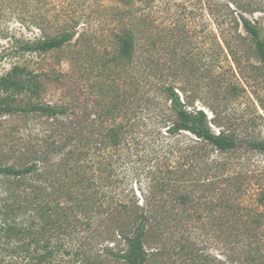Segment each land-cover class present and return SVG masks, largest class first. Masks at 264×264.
I'll return each mask as SVG.
<instances>
[{
    "label": "rangeland",
    "instance_id": "rangeland-1",
    "mask_svg": "<svg viewBox=\"0 0 264 264\" xmlns=\"http://www.w3.org/2000/svg\"><path fill=\"white\" fill-rule=\"evenodd\" d=\"M236 1L0 0V80L20 66L36 74L41 83V92L34 97L25 93L7 97L0 86V105L66 104L78 123H86V131L101 133L110 121L101 124L98 116L116 103L118 118L130 120L134 131L145 136V148L135 137L124 146L120 165L114 169L119 190L128 183L127 189L140 192L148 166L155 165L150 161L160 147L148 135L160 117L174 114L164 86L173 87L187 108L205 110L216 133L225 131L241 141H264V63L253 38L241 24L236 27L242 12ZM246 14L264 36V13ZM66 31L75 36L62 48L25 49L29 43ZM124 31L136 38L134 61L129 63L118 58V35ZM59 123L37 112L0 110V166L25 165L32 148H40L45 134ZM189 137L187 132L168 137L180 144L177 157ZM211 149L212 156L223 158L235 170L231 196L235 210L225 215L224 223L233 231L221 232L218 191L198 192L200 208L193 216L192 207L177 204L179 192L172 188L163 196L164 207L181 210L182 216L171 226L151 227L145 240L150 255L147 264H250L248 253L259 250L264 254V151L244 144L235 151ZM225 183L216 180L217 187ZM184 184L188 181L176 186ZM16 187L15 179L0 175V206L15 192L24 197L30 190ZM18 224L25 227L26 216ZM244 227L246 234L241 232ZM24 236L10 237L0 231V264L37 263L19 248L25 239L18 237ZM45 239L56 243L52 231ZM110 260V264H123ZM46 264L80 263L66 254L55 255Z\"/></svg>",
    "mask_w": 264,
    "mask_h": 264
},
{
    "label": "trees",
    "instance_id": "trees-1",
    "mask_svg": "<svg viewBox=\"0 0 264 264\" xmlns=\"http://www.w3.org/2000/svg\"><path fill=\"white\" fill-rule=\"evenodd\" d=\"M119 1L128 3L130 0ZM236 7L242 11L236 27L241 24L253 38L256 53L264 63L263 29L246 14L264 13V0H237ZM74 36V32L66 31L29 43L25 49L48 52L69 44ZM118 43V58L127 63L134 61L135 35L124 31L118 35ZM40 85L36 74L20 66L0 80L7 97L24 93L34 97L40 94ZM162 91L171 102L174 114L160 117L154 131L148 135L150 142L155 140L160 150L150 161L155 165L148 166L145 183H139L140 192L133 187L127 189L128 183L125 187L121 184L119 190L114 175L125 144L135 137L145 148V136L134 131L130 120L118 118L116 103L99 114L101 124L110 121L101 133L86 131V123H78L72 117V107L66 104L30 102L25 107L9 102L1 104L2 112H37L47 119L56 118L60 125L45 134L40 148H32L30 160L25 165L0 166V175L15 179L16 188L27 186L30 189L24 197L15 192L0 206V231H6L10 237L26 235L18 237L25 239V245L19 248L29 252L36 264L50 263L55 255L66 254L80 264H110V259L123 264H147L150 255L145 240L151 227L171 226L174 220L181 219L183 211L164 207V194L175 188L179 192L177 204L192 207L193 216L200 208L195 195L203 190L218 191L221 197L216 206L221 212V232L231 233L233 230L226 229L224 223L228 218L225 215L234 214L235 210L231 199L235 170L223 158L212 156L211 147L228 152L244 144L252 150L264 151V141H241L225 131L216 133L205 110L187 108L173 87L164 86ZM160 122L162 129H159ZM182 132L192 137L182 145V153L177 157L176 146L180 144L168 141V137L176 138ZM128 133L131 137H127ZM218 179L226 183L217 187ZM182 180L188 184L177 187ZM22 216H26L25 227L18 224ZM50 231L56 235L55 245L45 239ZM241 232L248 233V228L244 227ZM246 260L250 264H264V254L256 250L248 253Z\"/></svg>",
    "mask_w": 264,
    "mask_h": 264
}]
</instances>
